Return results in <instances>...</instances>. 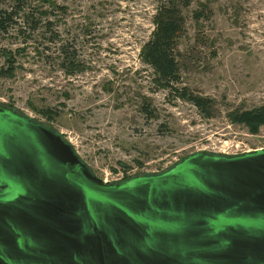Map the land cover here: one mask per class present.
I'll use <instances>...</instances> for the list:
<instances>
[{
    "label": "rangeland",
    "instance_id": "1",
    "mask_svg": "<svg viewBox=\"0 0 264 264\" xmlns=\"http://www.w3.org/2000/svg\"><path fill=\"white\" fill-rule=\"evenodd\" d=\"M159 1L27 0L0 27V104L59 133L106 183L162 174L200 152L264 149V124L254 132L239 118L264 110V0H195L183 9L181 79L214 101L212 119L158 87L142 59ZM16 3L0 1V15ZM206 7L210 18L196 20ZM32 10L48 14L36 33L25 24ZM63 46L80 64L72 74Z\"/></svg>",
    "mask_w": 264,
    "mask_h": 264
},
{
    "label": "water",
    "instance_id": "2",
    "mask_svg": "<svg viewBox=\"0 0 264 264\" xmlns=\"http://www.w3.org/2000/svg\"><path fill=\"white\" fill-rule=\"evenodd\" d=\"M0 264H264V149L117 185L0 106Z\"/></svg>",
    "mask_w": 264,
    "mask_h": 264
},
{
    "label": "trees",
    "instance_id": "3",
    "mask_svg": "<svg viewBox=\"0 0 264 264\" xmlns=\"http://www.w3.org/2000/svg\"><path fill=\"white\" fill-rule=\"evenodd\" d=\"M26 1L27 0H18V3H16L17 9H12V11H3L1 13L0 27L2 30L6 31L8 23L10 24L11 22H14L15 16L19 14L20 11H24V9L28 6L26 4ZM194 1L195 0L159 1L160 6L158 7V11L154 19L155 29L151 34V38L144 44L141 50V56L144 62L154 70L155 82L157 83L158 87L168 89L174 96L188 101L193 106H195L203 117L207 119H212L215 115L214 101L210 98L202 97L198 94H195L193 91H191L189 87L183 84L181 79V63L179 60L181 52L179 49V41L185 34L186 30V18L183 15V9L189 8ZM206 9L208 11L207 14L203 13L202 11L195 13L196 20H200L201 18H210V10L207 7ZM24 14L26 18L25 24L30 28L29 32L31 33H36L42 26V17L48 16L47 12H42L38 14V12L35 10ZM44 23L45 27L47 26L51 28L53 26L51 22L45 21ZM52 36L53 37L51 38V42H54L56 36ZM70 51L71 50H69L68 47L63 46V53L65 54L63 67L65 69H70L71 71L69 74H72L71 72L80 68V64L77 61L76 53L74 51L70 53ZM11 56V53H6V57H9L8 60L10 66L11 68H13L12 63L14 62V60L11 59ZM0 106L16 110L9 106L1 104ZM17 112L19 115L24 116L19 111ZM144 112L149 115L152 114L148 107L144 108ZM45 114L47 113L45 112ZM239 118L242 120V122L249 125L252 131L256 132L258 131L259 126L264 124V110L256 109L253 111L244 112ZM45 127L49 128L47 126ZM49 129L54 131L52 128ZM185 159H183L182 161H184ZM172 168L173 167H171L170 169ZM130 179H124L123 181L115 182L113 184L119 185Z\"/></svg>",
    "mask_w": 264,
    "mask_h": 264
},
{
    "label": "bare ground",
    "instance_id": "4",
    "mask_svg": "<svg viewBox=\"0 0 264 264\" xmlns=\"http://www.w3.org/2000/svg\"><path fill=\"white\" fill-rule=\"evenodd\" d=\"M226 156V155H225Z\"/></svg>",
    "mask_w": 264,
    "mask_h": 264
},
{
    "label": "built area",
    "instance_id": "5",
    "mask_svg": "<svg viewBox=\"0 0 264 264\" xmlns=\"http://www.w3.org/2000/svg\"><path fill=\"white\" fill-rule=\"evenodd\" d=\"M249 153V152H248Z\"/></svg>",
    "mask_w": 264,
    "mask_h": 264
},
{
    "label": "flooded vegetation",
    "instance_id": "6",
    "mask_svg": "<svg viewBox=\"0 0 264 264\" xmlns=\"http://www.w3.org/2000/svg\"><path fill=\"white\" fill-rule=\"evenodd\" d=\"M148 176V175H147Z\"/></svg>",
    "mask_w": 264,
    "mask_h": 264
}]
</instances>
